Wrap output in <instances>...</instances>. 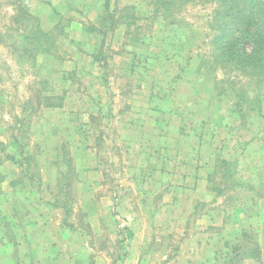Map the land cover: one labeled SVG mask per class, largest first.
Wrapping results in <instances>:
<instances>
[{"label": "rangeland", "instance_id": "rangeland-1", "mask_svg": "<svg viewBox=\"0 0 264 264\" xmlns=\"http://www.w3.org/2000/svg\"><path fill=\"white\" fill-rule=\"evenodd\" d=\"M105 1L0 0V263L264 264V82L210 1L110 0L97 60Z\"/></svg>", "mask_w": 264, "mask_h": 264}, {"label": "trees", "instance_id": "trees-1", "mask_svg": "<svg viewBox=\"0 0 264 264\" xmlns=\"http://www.w3.org/2000/svg\"><path fill=\"white\" fill-rule=\"evenodd\" d=\"M156 1V11L170 9L174 0ZM190 1V0H185ZM214 2L216 34L213 39L214 55L225 66L239 68L261 85L264 82V0H200ZM27 16L28 12L23 10ZM118 24L116 11L112 10L110 0L104 4V12L97 24L87 27V31L98 33L102 37L100 50L95 58H101L105 37ZM24 42L33 43L42 52H51L55 47L54 38L38 24L30 34L23 33ZM8 159L15 161L8 154ZM223 171H235L236 163L223 159ZM57 205V204H55Z\"/></svg>", "mask_w": 264, "mask_h": 264}, {"label": "crops", "instance_id": "crops-1", "mask_svg": "<svg viewBox=\"0 0 264 264\" xmlns=\"http://www.w3.org/2000/svg\"><path fill=\"white\" fill-rule=\"evenodd\" d=\"M97 24V23H96ZM16 217V216H15ZM16 219H18V217H16ZM30 222L29 223H27V225H25L26 226V229H25V233H26V235L28 234V240H27V245L29 246L30 244L32 245V247H35L34 246V243H32L29 239H30V233L31 232H33L34 231V228H35V224H30ZM5 230H6V228H5ZM41 232L43 231V230H40ZM24 233V232H23ZM10 234H11V232H10ZM2 235H6V231H4L3 230V234L2 233H0V237L2 236ZM6 238V237H5ZM0 239H2V237L0 238ZM14 242V241H13ZM12 242V239L11 240H9V239H4V240H0V259H3V257H4V260L6 259V260H9V258H11V254H9V252L8 251H6V250H8L9 248H11V247H14L15 248V250L17 249V245L15 244V242L13 243ZM24 244H25V242H23L22 241V244H21V246L20 245H18V248L20 249H22L23 247H24ZM37 245H38V243H36ZM27 247V246H26ZM38 248L40 247V246H37ZM2 250H4V251H2ZM4 263V261H2V263H0V264H3Z\"/></svg>", "mask_w": 264, "mask_h": 264}]
</instances>
